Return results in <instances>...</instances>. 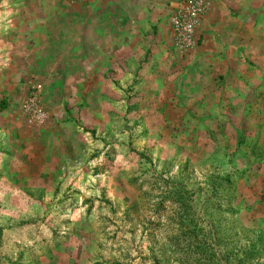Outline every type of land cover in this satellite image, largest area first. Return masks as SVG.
Returning a JSON list of instances; mask_svg holds the SVG:
<instances>
[{
	"label": "rangeland",
	"instance_id": "374dc122",
	"mask_svg": "<svg viewBox=\"0 0 264 264\" xmlns=\"http://www.w3.org/2000/svg\"><path fill=\"white\" fill-rule=\"evenodd\" d=\"M183 1L0 0V264H264V0Z\"/></svg>",
	"mask_w": 264,
	"mask_h": 264
},
{
	"label": "built area",
	"instance_id": "2783aa9c",
	"mask_svg": "<svg viewBox=\"0 0 264 264\" xmlns=\"http://www.w3.org/2000/svg\"><path fill=\"white\" fill-rule=\"evenodd\" d=\"M203 7L200 0H185L173 11L170 18L171 35L180 47L193 44L195 24Z\"/></svg>",
	"mask_w": 264,
	"mask_h": 264
},
{
	"label": "crops",
	"instance_id": "0c3cea01",
	"mask_svg": "<svg viewBox=\"0 0 264 264\" xmlns=\"http://www.w3.org/2000/svg\"><path fill=\"white\" fill-rule=\"evenodd\" d=\"M209 1V5H212V6H217L220 10H223V8L226 6V5H229L231 6L232 8L235 9V6H239L238 4L237 5H234V3H236V0H208ZM242 3L245 2L246 0H240ZM240 3V2H238ZM246 20V19H245ZM233 20L231 21H228V23L226 25H224V27H227V30H230L231 34L230 36L232 35H236L237 33L233 31ZM224 35V38L225 40L228 39V33H223ZM239 39L242 41V42H248V43H254V45L256 46L255 48H258L262 43V41H259L257 38H255V36H249V34L247 33H242V35H240ZM233 47V45L231 46ZM255 48L253 49H250L248 48L249 50L253 51V50H256ZM248 51V50H247ZM259 49H258V53H259ZM190 54H187V56L191 57V52H189ZM170 56L166 54V51L164 52H158L156 53L155 55L152 56V63H154L157 67H160L159 69H162V66L163 65H166L170 62ZM192 57H195V59L197 60V62H200L201 64H207V63H210V61L208 60L211 55L210 53H207L205 50H199L197 54L195 55H192ZM169 58V59H168ZM161 72V71H159Z\"/></svg>",
	"mask_w": 264,
	"mask_h": 264
},
{
	"label": "trees",
	"instance_id": "16d2710c",
	"mask_svg": "<svg viewBox=\"0 0 264 264\" xmlns=\"http://www.w3.org/2000/svg\"><path fill=\"white\" fill-rule=\"evenodd\" d=\"M4 100L3 99H1V101H0V103H1V105H3L4 104V102H3Z\"/></svg>",
	"mask_w": 264,
	"mask_h": 264
}]
</instances>
